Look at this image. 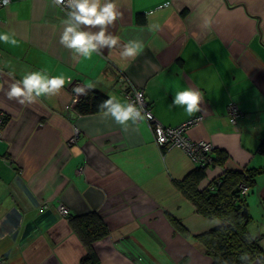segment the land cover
I'll return each instance as SVG.
<instances>
[{
    "label": "crops",
    "instance_id": "0c3cea01",
    "mask_svg": "<svg viewBox=\"0 0 264 264\" xmlns=\"http://www.w3.org/2000/svg\"><path fill=\"white\" fill-rule=\"evenodd\" d=\"M114 2L120 15L107 31L119 37L118 46L87 59L60 43L66 6L0 5V33L17 41L0 42V109L7 115L0 139V264H84L88 248L70 217L89 212L109 227L92 244L94 264H212L196 236L218 221L198 213L176 184L196 163L180 147L159 145L145 117L125 129L103 111L78 113L76 85L125 104L128 88L141 89L164 125L200 115L186 134L227 155L207 168L200 188L225 170H258L246 194L248 230L264 247V0ZM129 40L143 42L134 58L121 56L119 45ZM32 71L62 75L65 85L31 104L9 99V84ZM189 86L202 95L192 114L173 104L175 92ZM230 102L240 109L236 124ZM60 204L69 214L60 213Z\"/></svg>",
    "mask_w": 264,
    "mask_h": 264
},
{
    "label": "trees",
    "instance_id": "16d2710c",
    "mask_svg": "<svg viewBox=\"0 0 264 264\" xmlns=\"http://www.w3.org/2000/svg\"><path fill=\"white\" fill-rule=\"evenodd\" d=\"M108 98L98 90L88 89L75 104V109L82 115L102 112L99 105ZM261 147L264 150V139ZM214 152L216 154H212V164H223L227 155L216 149ZM208 167L209 164L197 165L183 180L176 182L192 200L198 213L218 221L213 228L196 237L204 246L206 254L212 257V264H251L256 260L264 264V247L260 238L253 236L248 230L249 217L247 220L243 215V209L248 207V204L247 195L242 193L241 189V184L249 188L254 184V176L258 170H225L219 176L220 183H217L215 188H200L199 184L206 177ZM70 219L74 230L88 248L83 263L94 264L92 244L109 233L106 221L95 212L72 216ZM176 226L188 234L186 227L179 221ZM245 253L250 258L248 261L240 259Z\"/></svg>",
    "mask_w": 264,
    "mask_h": 264
},
{
    "label": "clouds",
    "instance_id": "9594fccd",
    "mask_svg": "<svg viewBox=\"0 0 264 264\" xmlns=\"http://www.w3.org/2000/svg\"><path fill=\"white\" fill-rule=\"evenodd\" d=\"M7 3V0H5ZM54 6L65 5V0H52ZM67 19L63 21L64 28L60 36V43L67 49L74 50L76 54L90 58L94 52L102 48L118 46L119 37L113 36L107 31L108 27L117 21L120 15L114 0H67ZM83 26V27H82ZM92 29H98L92 31ZM150 30H158V25ZM0 42L15 45L17 43L14 34L0 33ZM121 56L134 58L143 49L140 40H129L123 45ZM65 78L49 76L42 71H32L25 74L21 80H15L9 84L6 95L9 99H16L21 105L31 104L42 95H55L65 85ZM71 83V81H68ZM92 85H87L91 88ZM3 85L0 84V91ZM77 94H85L83 85H76L73 89ZM202 95L194 87L178 90L174 94L173 104L185 106V111L192 114L200 110ZM99 108L105 116H111L115 123L126 129L127 122L136 123L144 119L142 107L138 108L134 103H121L116 96H109ZM242 261L250 258L247 253L240 257Z\"/></svg>",
    "mask_w": 264,
    "mask_h": 264
},
{
    "label": "built area",
    "instance_id": "2783aa9c",
    "mask_svg": "<svg viewBox=\"0 0 264 264\" xmlns=\"http://www.w3.org/2000/svg\"><path fill=\"white\" fill-rule=\"evenodd\" d=\"M11 0H0V5H7ZM67 4V0H65V5ZM82 94H77L75 92V96L73 99V104L75 105ZM126 95L128 102L134 103L138 108L142 107V115L148 121L150 129L152 130L156 142L161 146H177L182 148L186 153L190 156V158L196 163V165L205 166L212 164V154L214 152V145L212 142L207 140H192L187 134L186 130L194 124H197L201 120V116L197 115L187 121L177 125L170 126L164 125L155 117L152 109L150 108L146 98L145 93L141 89L136 88H128L126 90ZM228 110L230 114V118L234 124L237 123V119L240 115V109L235 102H230L228 105ZM7 115L6 113L0 109V139L3 136V131L5 128ZM76 136H74L71 141H75L78 129L75 130ZM220 183V180L217 179L214 184L210 186V188H215L216 184ZM242 193L247 194L249 191V187L245 184H241ZM59 211L63 215L69 214V209L66 205L60 204Z\"/></svg>",
    "mask_w": 264,
    "mask_h": 264
},
{
    "label": "water",
    "instance_id": "95a60500",
    "mask_svg": "<svg viewBox=\"0 0 264 264\" xmlns=\"http://www.w3.org/2000/svg\"><path fill=\"white\" fill-rule=\"evenodd\" d=\"M243 215L246 217V219L248 220V217H249V212H248V207L245 206L244 209H243Z\"/></svg>",
    "mask_w": 264,
    "mask_h": 264
}]
</instances>
